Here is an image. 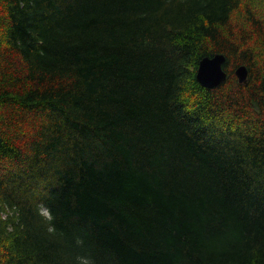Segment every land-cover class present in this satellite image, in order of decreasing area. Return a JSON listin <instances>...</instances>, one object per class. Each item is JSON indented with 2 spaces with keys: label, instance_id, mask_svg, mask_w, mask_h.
<instances>
[{
  "label": "trees",
  "instance_id": "trees-1",
  "mask_svg": "<svg viewBox=\"0 0 264 264\" xmlns=\"http://www.w3.org/2000/svg\"><path fill=\"white\" fill-rule=\"evenodd\" d=\"M79 257L264 264V0H0V264Z\"/></svg>",
  "mask_w": 264,
  "mask_h": 264
},
{
  "label": "water",
  "instance_id": "water-1",
  "mask_svg": "<svg viewBox=\"0 0 264 264\" xmlns=\"http://www.w3.org/2000/svg\"><path fill=\"white\" fill-rule=\"evenodd\" d=\"M224 55L216 53L212 56L202 57L197 64L195 77L203 87L212 88L222 83L227 78V72L223 69ZM239 83L247 82L248 70L245 65H239L234 70Z\"/></svg>",
  "mask_w": 264,
  "mask_h": 264
},
{
  "label": "clouds",
  "instance_id": "clouds-1",
  "mask_svg": "<svg viewBox=\"0 0 264 264\" xmlns=\"http://www.w3.org/2000/svg\"><path fill=\"white\" fill-rule=\"evenodd\" d=\"M39 215L47 222L51 223L55 218L52 215L51 211L43 205L38 206ZM54 229L50 228L49 231ZM79 264H94V262L88 257H79Z\"/></svg>",
  "mask_w": 264,
  "mask_h": 264
}]
</instances>
